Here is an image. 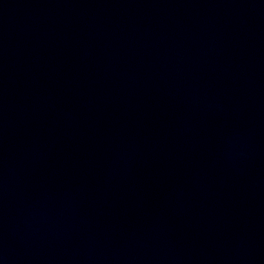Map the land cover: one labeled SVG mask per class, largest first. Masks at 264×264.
I'll return each instance as SVG.
<instances>
[{
  "label": "water",
  "instance_id": "1",
  "mask_svg": "<svg viewBox=\"0 0 264 264\" xmlns=\"http://www.w3.org/2000/svg\"><path fill=\"white\" fill-rule=\"evenodd\" d=\"M0 264H264V0H0Z\"/></svg>",
  "mask_w": 264,
  "mask_h": 264
}]
</instances>
